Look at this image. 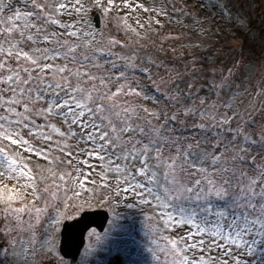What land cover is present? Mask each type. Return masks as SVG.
Masks as SVG:
<instances>
[{
  "label": "snow or ice",
  "instance_id": "snow-or-ice-1",
  "mask_svg": "<svg viewBox=\"0 0 264 264\" xmlns=\"http://www.w3.org/2000/svg\"><path fill=\"white\" fill-rule=\"evenodd\" d=\"M199 3L0 0V143L53 166L38 188L44 173L0 147V176L35 194L0 193V256L7 244L15 264H56L52 211L72 180L153 209L165 264H245L264 245V60L215 43L248 27L236 0ZM96 10L115 20L107 32Z\"/></svg>",
  "mask_w": 264,
  "mask_h": 264
},
{
  "label": "rangeland",
  "instance_id": "rangeland-1",
  "mask_svg": "<svg viewBox=\"0 0 264 264\" xmlns=\"http://www.w3.org/2000/svg\"><path fill=\"white\" fill-rule=\"evenodd\" d=\"M187 3L188 4L190 3L189 0H187ZM236 5L240 10L241 18L246 19L248 23L250 22L251 26L250 28H248L247 31H246L247 28L244 29L245 34H242V36H240L241 30L236 28L234 25H229L227 27H221L220 35L215 38V43L217 47L221 48V51L228 52L230 50H233V47L229 45V43L233 39H234V45L238 46L240 42L241 44H243V40L246 37H248L247 33L251 31V28L254 26V23H256L258 19L263 20L264 18V14H263L264 0H236ZM196 6H201V5L199 3ZM249 10L250 11L253 10L251 12V15H252V17H250L251 19L248 17ZM103 15L106 21V27L108 31L109 28L114 26L115 20L114 19L110 20L109 17L106 16L104 13ZM253 29L254 27L252 28V31ZM222 45H227V47H221ZM243 51L247 55L249 61L257 62L259 60H264V41H260L259 36L257 34H254L249 40V44H247L246 47L243 46ZM30 143L40 144L42 148H45L46 150V146L42 144L41 141L37 140L34 137L30 138ZM0 147H6V150L8 152L12 151L14 154L11 153L10 155L13 156L14 158H17L18 163L22 164L24 161H26L29 164L35 166L34 169L28 166V168L32 169V173L34 175L37 172H41V171L44 173L43 179H41L40 177L37 179L38 188L45 187L46 182H50V183L52 182V174L48 171L49 168L53 167L52 165H50L49 163L45 162L43 159H41L40 157L32 153L24 151L23 148L20 146H15V145L9 144L8 142H3V143H0ZM54 155H59V153H54ZM63 158L65 160L67 159V157H63ZM76 167H79V166L76 165L75 162H73L72 170L73 168H76ZM62 169L64 171L68 170L67 167L61 165L58 168H54L53 171L56 172L57 174H61ZM4 171H5V168L2 169V167H0V172H4ZM38 180L42 182H39ZM13 181L14 183L11 182L7 174H5L4 176H0V193L7 191V189H17L19 191V187L21 188L22 186V193H24L23 199L25 201H33L35 194L32 192L31 189H27L24 187V185L28 183V181L26 179H19V180L13 179ZM59 183H61L62 187L60 189H57L58 194H59V200L57 201L58 209H54L52 211V215L54 217H57V212H59V216L57 218L60 220L59 222L60 224L61 220L65 221L66 218L71 219V213H72V208H73L72 202L79 199L78 202L81 204L82 200H80L81 198L75 194L78 191L77 188H76L77 190L76 189L71 190L73 191L72 193H67V189H70L69 187L75 184V180H72L69 183H64V182H59ZM127 203H134V201L127 200ZM36 204L39 206L40 202L36 201ZM19 206H21V204H18L15 207H19ZM133 206L134 208L131 214H124L122 215V217L116 216L112 220L107 236L103 237L101 240L97 239L96 237L94 240H90L88 252H87L88 258H86V255H85L84 260L81 264H103L102 262L97 261V254L101 252L106 253L108 252L109 248H112L117 245H123L124 243H126L128 246L129 244L134 243L137 240L141 242L139 244V252H137L138 246L136 244H131L130 248L132 250L126 253V259H127L126 264H160L159 263L160 259L158 260L157 256H160L161 259H163L162 264H165V260L162 254L160 253V248L164 246V241L161 240L160 242V234L158 233L152 234L149 237L144 235L142 240L137 238V240H135L134 242H129V241L124 240V238H126L124 233L129 231V224L127 225V221L130 218L138 216L137 211L139 209L137 206L135 205ZM143 210L146 212H149L151 215L154 214V210L151 208H148L147 206ZM57 225H55L54 229L57 228ZM121 230L124 231L123 234L118 233ZM183 231H184L183 229H180V230H177L176 232H165L163 233V235H170V236H173V238H175L176 236L183 234ZM52 232L54 234V231ZM52 232H51L52 242L54 243L55 246H57V241L53 237ZM151 240H156V243H152ZM260 246L264 250V245H260ZM260 251L261 249L258 246H256V248L253 249V252L250 255H245L244 256L245 264H250L255 259L260 260L261 259V256L259 254ZM4 258L6 260V264H15V257L10 252L7 244L5 245V249H4ZM263 259L261 263H264Z\"/></svg>",
  "mask_w": 264,
  "mask_h": 264
},
{
  "label": "water",
  "instance_id": "water-1",
  "mask_svg": "<svg viewBox=\"0 0 264 264\" xmlns=\"http://www.w3.org/2000/svg\"><path fill=\"white\" fill-rule=\"evenodd\" d=\"M83 225L85 226L84 228H82L83 232H85L88 228H90L92 226V224L89 222L88 223L85 222ZM68 229L71 232L66 230V233L63 234L62 253L66 256L77 255L76 248L83 244V235H82V233H80V231H78L77 234H76V232H74V235H73V229H71V227ZM75 235H76V237H75Z\"/></svg>",
  "mask_w": 264,
  "mask_h": 264
},
{
  "label": "trees",
  "instance_id": "trees-1",
  "mask_svg": "<svg viewBox=\"0 0 264 264\" xmlns=\"http://www.w3.org/2000/svg\"><path fill=\"white\" fill-rule=\"evenodd\" d=\"M253 10H249L248 11V17L250 18V17H252V15H251V12H252ZM251 19V18H250ZM251 26V23L249 22L248 23V28ZM254 30L253 31H251V33H252V36L254 35V34H257L258 36H259V39H260V41H264V18H263V20H262V22L259 24V25H257L256 26V23H254ZM252 27V28H253ZM245 30H243V31H241L240 32V34H243V33H245L244 32ZM251 36V37H252ZM251 37H247L244 41H243V44H241V43H239L238 44V46H236V45H234V39L229 43V45L231 46V47H233V49H238V47L239 46H247V44H249V40L251 39Z\"/></svg>",
  "mask_w": 264,
  "mask_h": 264
}]
</instances>
